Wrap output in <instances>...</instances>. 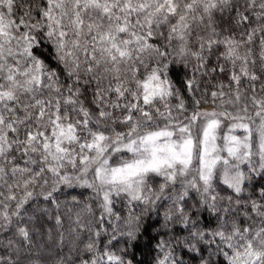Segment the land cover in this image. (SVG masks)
Masks as SVG:
<instances>
[{
  "label": "snow or ice",
  "instance_id": "1",
  "mask_svg": "<svg viewBox=\"0 0 264 264\" xmlns=\"http://www.w3.org/2000/svg\"><path fill=\"white\" fill-rule=\"evenodd\" d=\"M0 264H264V0H0Z\"/></svg>",
  "mask_w": 264,
  "mask_h": 264
}]
</instances>
